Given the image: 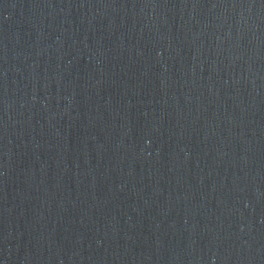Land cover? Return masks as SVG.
<instances>
[{"label":"water","instance_id":"water-1","mask_svg":"<svg viewBox=\"0 0 264 264\" xmlns=\"http://www.w3.org/2000/svg\"><path fill=\"white\" fill-rule=\"evenodd\" d=\"M0 264H264V0H0Z\"/></svg>","mask_w":264,"mask_h":264}]
</instances>
